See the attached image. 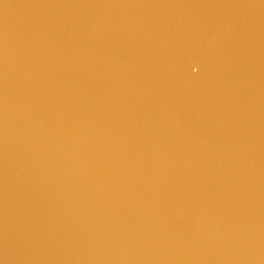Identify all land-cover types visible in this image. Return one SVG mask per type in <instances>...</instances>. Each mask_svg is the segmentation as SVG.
Returning <instances> with one entry per match:
<instances>
[{
  "label": "water",
  "instance_id": "obj_1",
  "mask_svg": "<svg viewBox=\"0 0 264 264\" xmlns=\"http://www.w3.org/2000/svg\"><path fill=\"white\" fill-rule=\"evenodd\" d=\"M0 264H264V0H0Z\"/></svg>",
  "mask_w": 264,
  "mask_h": 264
}]
</instances>
